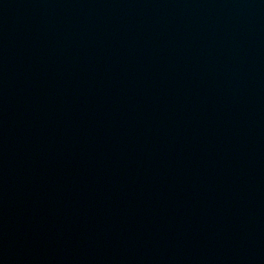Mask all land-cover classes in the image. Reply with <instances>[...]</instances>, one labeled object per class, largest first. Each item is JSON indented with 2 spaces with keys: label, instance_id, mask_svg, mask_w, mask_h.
<instances>
[{
  "label": "water",
  "instance_id": "water-1",
  "mask_svg": "<svg viewBox=\"0 0 264 264\" xmlns=\"http://www.w3.org/2000/svg\"><path fill=\"white\" fill-rule=\"evenodd\" d=\"M0 264H264V0H0Z\"/></svg>",
  "mask_w": 264,
  "mask_h": 264
}]
</instances>
